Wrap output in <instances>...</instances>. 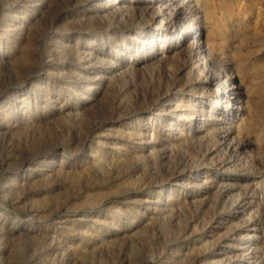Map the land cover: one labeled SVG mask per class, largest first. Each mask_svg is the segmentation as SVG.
Returning <instances> with one entry per match:
<instances>
[{
    "label": "rangeland",
    "instance_id": "obj_1",
    "mask_svg": "<svg viewBox=\"0 0 264 264\" xmlns=\"http://www.w3.org/2000/svg\"><path fill=\"white\" fill-rule=\"evenodd\" d=\"M0 264H264V0H0Z\"/></svg>",
    "mask_w": 264,
    "mask_h": 264
},
{
    "label": "bare ground",
    "instance_id": "obj_2",
    "mask_svg": "<svg viewBox=\"0 0 264 264\" xmlns=\"http://www.w3.org/2000/svg\"><path fill=\"white\" fill-rule=\"evenodd\" d=\"M114 3H116V2H111V7L109 9L105 10V13H104L105 16L112 17V15H114L115 10H117V7L114 5ZM118 4H120V3H118ZM119 8L120 9H123L125 11V13L128 14V16H131L130 15V12H129L130 11V6L128 7V5H126V4L123 3L122 5H119ZM56 52H57V54H60L59 51H56ZM70 56L72 57L73 60H75V61L78 62L79 66H78V64H75V72H77V74H79V76L82 75V79L83 80L84 79H93V80L95 79V75H93L92 77H89L90 75H87L88 73H85L86 71L83 70L85 66L89 67L88 65H89L90 60H92V58H94V55H93V52L92 51H89L88 52L87 49H86V46H83V47L75 48V50H72L71 53H70ZM79 58H80V60H79ZM83 60H85V63H82ZM112 71L113 72H117V69L116 68L115 69H112ZM92 73L93 74H96L95 71H93ZM71 84H73V83L70 82L69 85H71ZM95 161H97V160H95ZM99 161H100V159H98V161H97L98 164L101 162V161L100 162ZM119 252H121V251H119ZM118 260H120V259H118Z\"/></svg>",
    "mask_w": 264,
    "mask_h": 264
}]
</instances>
